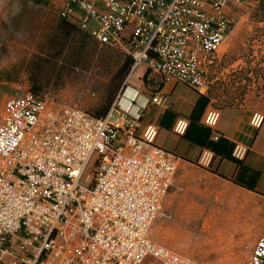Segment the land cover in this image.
I'll list each match as a JSON object with an SVG mask.
<instances>
[{"label":"built area","instance_id":"built-area-1","mask_svg":"<svg viewBox=\"0 0 264 264\" xmlns=\"http://www.w3.org/2000/svg\"><path fill=\"white\" fill-rule=\"evenodd\" d=\"M48 1L100 46L130 55L132 68L104 117L30 88L7 99L0 118V264H203L151 239L181 159L155 144L157 124L139 133L143 112L123 109L120 98L141 67L206 93L210 67L235 24L233 9L264 0ZM150 103L172 106L162 91ZM217 117L211 110L205 123L212 127ZM262 120L256 114L252 122ZM187 126L178 119L174 131L184 134ZM245 152L238 144L234 157ZM212 162L205 150L200 163ZM246 264H264V235Z\"/></svg>","mask_w":264,"mask_h":264},{"label":"rangeland","instance_id":"rangeland-1","mask_svg":"<svg viewBox=\"0 0 264 264\" xmlns=\"http://www.w3.org/2000/svg\"><path fill=\"white\" fill-rule=\"evenodd\" d=\"M258 5L240 6L231 13L234 27L208 73L206 93L213 97V110L222 109L227 101L241 103L247 94L264 99V23L256 19ZM49 9L30 0H0V118L10 96L33 86L41 58L49 59L41 70L42 92L60 103L90 111L126 57L119 49L100 46L82 35L74 36L61 51L55 43L56 28ZM218 227L216 218L214 223L190 225L162 213L153 223L150 237L203 264H246L254 245L223 239L217 236ZM255 229L252 235L257 234L258 240L264 230L260 225Z\"/></svg>","mask_w":264,"mask_h":264},{"label":"crops","instance_id":"crops-1","mask_svg":"<svg viewBox=\"0 0 264 264\" xmlns=\"http://www.w3.org/2000/svg\"><path fill=\"white\" fill-rule=\"evenodd\" d=\"M49 4L48 1L46 7L50 8L52 27L57 29L59 10L57 7L51 9ZM85 32L91 37L89 31ZM158 91L168 93L171 108L163 109L150 103L151 95ZM200 94L185 83L164 82L160 74L141 67L122 91L120 106L132 113L143 112L139 133L148 124H157L155 144L175 152L181 159L174 184L163 201L161 214L170 220L180 218V222L190 225L214 223L216 218L219 226L217 236L239 239L244 241L243 244L255 246L258 235L252 233L258 225L264 230V99L247 94L243 102L217 109V121L211 127L205 119L214 109L212 104L205 108L198 122L193 121ZM256 114L263 117L258 126L252 122ZM181 118L187 120V127L199 124L211 129L210 140H222L218 148L223 154H215L193 142L185 133H176L174 126ZM228 144L234 147L232 156L238 144L243 146L246 149L244 157L237 160L226 157L224 153ZM205 150L213 153L210 167L200 163ZM236 179L253 185L255 189L237 183Z\"/></svg>","mask_w":264,"mask_h":264},{"label":"trees","instance_id":"trees-1","mask_svg":"<svg viewBox=\"0 0 264 264\" xmlns=\"http://www.w3.org/2000/svg\"><path fill=\"white\" fill-rule=\"evenodd\" d=\"M30 1L40 4L42 6H46L48 4L47 0H30ZM256 19L258 20V22L264 23V1H262L257 7ZM76 35H82L85 37L89 36V34L85 32V30H82L81 28H79L75 23L65 18L60 17L59 22L57 24V29H56V37H55L56 46L60 45L61 46L60 50L64 51L65 48L70 43V41L72 40V38ZM45 61L49 62V59H46V57H44L43 59L41 58L38 63H36V66L40 70V73L35 75V77L33 78L34 80L33 86L30 88L34 93L38 95H45L42 92V89L44 87V84H43L44 74H42L41 72V70L44 68L43 64ZM132 62H133L132 57L130 55H126L122 64L118 67V69L116 70L112 78L110 79L106 87L105 93L103 94L102 99L98 102V104L93 109L90 110V112L93 115L98 116V117H104L108 113L111 105L113 104L114 100L116 99L117 95L122 90L125 84L126 78L128 77L131 71V68H132ZM241 71H244V68H242ZM256 74L259 75L257 71H256ZM212 100H213L212 95L203 94V93L200 94V98L193 112V116H192L193 121L198 122L200 120L205 108L209 104H212ZM235 104L236 103L234 101H227L223 105V108L232 106ZM190 126L187 127V130L184 134L185 136L189 137V139L192 140L193 142H196L197 144H200L210 149L215 154H223L218 148L219 143L222 140H219L218 142H213L210 140L211 129H208L204 127L203 125H199V124H196V125L190 124ZM230 149L231 151L228 152ZM233 149L234 147H232L231 144H228L227 151L224 153V155L226 157H229L232 160H237V158L232 156ZM236 182L249 189H252V190L255 189L253 185L244 183L243 181L239 179H236Z\"/></svg>","mask_w":264,"mask_h":264}]
</instances>
